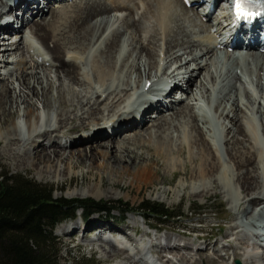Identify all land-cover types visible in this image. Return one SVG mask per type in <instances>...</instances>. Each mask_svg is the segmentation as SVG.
I'll use <instances>...</instances> for the list:
<instances>
[{
  "label": "bare ground",
  "instance_id": "6f19581e",
  "mask_svg": "<svg viewBox=\"0 0 264 264\" xmlns=\"http://www.w3.org/2000/svg\"><path fill=\"white\" fill-rule=\"evenodd\" d=\"M73 1L53 8L52 0H0V128L20 110L26 119L25 133L17 124L0 131V157L9 155L22 167L41 166L42 174L54 176H72L76 166L86 165L107 172L116 183L115 174L122 180L125 174L134 180L155 174L153 151L154 157H165L167 170L183 167L191 182L183 179L177 193L189 188L192 195L228 200L227 226L235 242L225 248L206 239L192 254L193 238L181 242L167 232L143 244L124 228L99 222L103 251L115 257L122 249L120 242L101 234L111 231L132 242L128 251L143 254L137 259L126 255L128 264H235L236 259L264 264V53L226 52L231 65L224 69L211 35L222 26L214 23L215 11L201 14L198 3L188 8L182 0ZM19 50L15 63L22 66L20 73L12 69L1 79L9 57ZM253 67L257 74H245ZM172 79L170 89L160 85ZM180 88L186 96H176ZM41 106L47 109L44 116L37 112ZM104 121L110 123L104 141L85 147L73 135ZM188 163L193 166L189 171ZM102 185L100 177L95 196ZM73 228L65 225L61 231L72 233Z\"/></svg>",
  "mask_w": 264,
  "mask_h": 264
},
{
  "label": "rangeland",
  "instance_id": "374dc122",
  "mask_svg": "<svg viewBox=\"0 0 264 264\" xmlns=\"http://www.w3.org/2000/svg\"><path fill=\"white\" fill-rule=\"evenodd\" d=\"M48 11L49 8L46 11V14L50 15ZM116 13L117 14L119 13V15L122 14L125 15L127 12L112 11L111 15ZM196 27H195L196 30L199 29V27L198 28ZM26 29L27 28H25L24 30L26 31ZM121 30L123 31V29ZM19 38L20 35H18L16 38H13V40L15 39L18 40ZM123 38L125 37L123 36ZM32 41L39 47L41 46L36 37H32ZM21 52L22 51L19 50V52H17V55L9 57L10 59L8 60L7 64H9L10 66L9 68L3 69L1 71L3 73L1 79L4 77L5 73L10 72L12 69H18L19 71L18 73H20L21 70L19 69V67L22 66L15 62L18 58H20L19 55L21 54ZM31 53L34 54L33 50ZM44 57H47V55L46 56L44 55ZM134 58H135V54L133 55L132 59ZM48 63H46V66L49 68L53 67V70H55L56 67L51 65V63L49 64ZM221 63L223 64L224 69L228 68L231 65V61H228L227 57L221 58ZM174 66H177V64H175ZM251 66H254V64H252ZM185 70L186 69L184 68L182 72ZM227 71H229V69ZM255 73L257 74V71L256 68L253 67L252 72H247L245 74L255 75ZM55 90L56 89H54L53 92L54 94L56 92ZM225 94L226 93H224L223 96H225ZM184 95H186V93H184ZM103 98H105V96H103L101 99ZM226 98L228 104L232 102V101L230 102L228 101L229 95H226ZM233 98H235L234 95ZM37 112L38 113L41 112L42 113L41 116H44V114H46L47 112V109L44 108L42 109L41 106L37 110ZM167 117L170 116H166V118ZM25 123H26V119L23 115V110H20L18 114L8 115L6 123L2 128H0V131L3 132L8 129H11L15 124H17L18 126L20 125L21 127H23V132L25 133L24 131L26 130ZM74 124H78V121L73 123L72 125ZM109 124L110 123L106 124V121H104L102 125H95V126L93 125L91 126L90 129L89 128L81 129L75 132V134L73 135L76 136L77 139L80 138L83 140L82 146L90 147L91 145H95L107 139V137H105L103 134H105L106 132L105 130L108 128ZM72 125H70L69 127H71ZM148 126H150V124L147 125V127ZM147 127L145 128L147 129ZM124 138L125 137H123L122 139ZM113 139L116 140V138ZM1 146L2 145L0 144V151L2 149ZM185 150L187 152V149ZM142 152L145 157L148 156L147 154L148 149L144 148ZM151 153L153 154V158L157 159V163H158L157 166L158 170L155 174L152 175H149L147 173L142 174L140 180H134L133 175L131 174L129 175L125 174L124 179L122 180L120 174H115L114 176L117 179L116 183L110 182L107 172L101 171L100 173L98 169L89 170L88 166L86 165L76 166L75 167L76 173L72 174V176H63L62 174L61 175L57 174L56 176H54L53 174L50 175L42 174L40 171L41 169H39L41 166L39 168H35L32 165H28L26 167L16 165L14 162H12V157L9 158V155H6L4 158L0 157V171L6 170L13 175H21V174L27 175L28 177L32 178L33 180L39 183L45 185H51L55 188L54 196L57 198L59 197H65L69 199L92 198L94 200L102 201L112 205H117L119 201L129 204V208L130 210H132V212L127 214V216L125 217L126 220L123 222L121 221V218H117L122 214L121 209L117 206L112 212V216H114V218H108L105 216L104 213L96 212L93 213L89 218L85 219L84 218L85 214L82 216L83 211L79 210L76 212L74 217L67 218L66 220L63 221V223L59 224L55 228V234L58 237V241H59L58 247H59L60 264H77V263H81L84 259L88 261L89 264H125L126 263V257H127L126 255L132 254V250L128 251V249H121V251H119L118 255L115 257H109L103 251V248L101 247L102 245H100L102 243L99 241L100 228L96 227L97 223L99 222H102L103 224L106 225L108 223V225L114 224L115 226L122 227L133 237L137 239L142 238L143 244H147L153 237L160 236L167 232H171L176 237L178 236L177 238L183 240V242H185L184 239L193 238L194 241L197 242L195 243V247L194 250L192 251V254L196 252L195 250L199 245L200 246L204 245L206 239L213 243L218 240L219 246L227 248L228 243L234 241V237L232 236L233 232L231 233L230 228L227 226L228 225L227 216L231 214L230 211L231 207L228 200L222 196H217L215 194L213 195L211 194L207 196H203L200 194L192 195L190 193L189 188L185 190H181V192L177 193V191L179 190L178 183H180L183 179L186 182V184H189L191 182L183 174L182 172L183 167L178 164L176 166L175 171H169L165 168V164H164L165 157L157 158L154 157L155 154L153 151ZM174 156H177V154ZM185 156L186 153L182 156V158L186 159ZM123 164L125 165L127 164V162L123 161L122 165ZM192 167H193L192 164L188 163L186 170L189 171ZM100 177H103L101 194L95 196V194L92 193V191L94 190L93 186L95 183L99 181ZM164 190H168L166 195L164 194L165 192L163 193ZM144 199H151L154 201L163 202L166 205L170 206L171 208L182 207L179 210V214H181V216L179 218L171 219L170 221H167L165 224L164 223L159 224L157 221L152 219L151 220L145 219V217L142 214V211L138 208L139 203ZM193 207L196 209V212H200V216L190 213V209ZM81 217L83 218V220H81ZM148 223H151L152 226L149 227ZM65 225H69L70 227L74 226L75 229L77 225L78 226L83 225L84 229L78 228L75 231H73L74 230L73 228L72 233L69 232L66 234L63 231H61V227ZM133 227L134 228L137 227L139 230V233L135 236L131 234L133 233L132 232ZM145 230L148 232L149 234L148 236L150 237H146V235H143ZM109 233H110V238L112 240L118 238V236H116V234L112 233L111 231H107V233H101V234L109 238ZM182 233L186 234V236H184ZM223 244L226 246H224ZM183 252H186L185 249H183ZM231 252L232 251L230 249V253ZM149 255L152 257H157V253L154 251H150ZM133 256L134 258H136L137 255H133ZM231 262H233V260L230 258L229 263ZM203 263L208 264L205 261H202L200 264Z\"/></svg>",
  "mask_w": 264,
  "mask_h": 264
},
{
  "label": "trees",
  "instance_id": "16d2710c",
  "mask_svg": "<svg viewBox=\"0 0 264 264\" xmlns=\"http://www.w3.org/2000/svg\"><path fill=\"white\" fill-rule=\"evenodd\" d=\"M55 188L39 183L27 175L0 171V264H60L59 241L55 228L80 209L89 218L93 213L113 217L118 206L121 216L132 212L129 204L117 205L87 199L55 197ZM138 208L145 219L165 224L179 218V208L162 202L142 200ZM191 214L200 216L193 207ZM89 264L85 259L81 263Z\"/></svg>",
  "mask_w": 264,
  "mask_h": 264
},
{
  "label": "snow or ice",
  "instance_id": "6c2138e0",
  "mask_svg": "<svg viewBox=\"0 0 264 264\" xmlns=\"http://www.w3.org/2000/svg\"><path fill=\"white\" fill-rule=\"evenodd\" d=\"M247 2V0H236L235 8L237 11L238 18L240 16H243L244 18H247L249 15H252V13H249L247 11H244L243 5Z\"/></svg>",
  "mask_w": 264,
  "mask_h": 264
},
{
  "label": "water",
  "instance_id": "95a60500",
  "mask_svg": "<svg viewBox=\"0 0 264 264\" xmlns=\"http://www.w3.org/2000/svg\"><path fill=\"white\" fill-rule=\"evenodd\" d=\"M239 263V262H238Z\"/></svg>",
  "mask_w": 264,
  "mask_h": 264
}]
</instances>
